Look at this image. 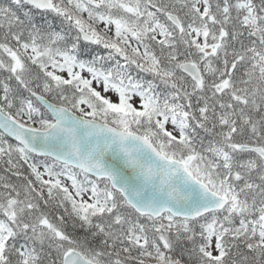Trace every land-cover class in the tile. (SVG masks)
<instances>
[{
    "label": "snow or ice",
    "instance_id": "obj_1",
    "mask_svg": "<svg viewBox=\"0 0 264 264\" xmlns=\"http://www.w3.org/2000/svg\"><path fill=\"white\" fill-rule=\"evenodd\" d=\"M0 264H264V0H0Z\"/></svg>",
    "mask_w": 264,
    "mask_h": 264
}]
</instances>
